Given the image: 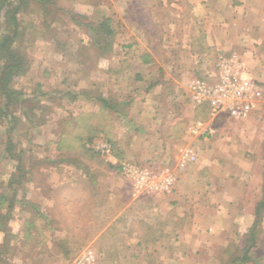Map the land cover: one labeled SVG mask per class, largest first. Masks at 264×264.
Instances as JSON below:
<instances>
[{"label": "crops", "instance_id": "0c3cea01", "mask_svg": "<svg viewBox=\"0 0 264 264\" xmlns=\"http://www.w3.org/2000/svg\"><path fill=\"white\" fill-rule=\"evenodd\" d=\"M82 1L69 0L64 5L89 17L88 24L110 22L113 65H100L99 60L95 66L83 65L87 71L93 68V74L107 75L109 82L94 80L79 86L73 104L90 105L83 113L94 116L97 123L106 120L102 115L113 108L108 116L113 115V131L122 133L126 153L141 155L143 164L176 169L181 149L186 147L195 151L197 159L176 170L172 194L135 195L129 178L119 179L110 163H95L113 177V190L103 192L102 183L95 185L94 178L81 176L78 169L75 176L69 163L62 164L58 176L53 163L24 162L22 155L35 153L32 146L18 149L17 157L8 156L12 150L7 149V154L0 153V164L5 163L0 170L4 181H0V223L4 218L9 222L0 225V241L4 236L16 237L5 245L15 250L14 257L20 252L14 263L44 264L51 251L58 249L57 242L68 251L95 248L94 244L107 240L113 264H264V95L247 117L237 119L221 112L214 120L217 131L197 136L191 133L197 123L213 118L209 102L196 103L188 93L192 79L216 81L218 58L233 54L242 61L245 75L264 89V0H185L193 15L203 16L198 22L162 12L176 10L181 1L159 0L156 9L144 0ZM36 24L34 19L28 25ZM119 50L127 59L120 67L115 61ZM48 69L45 73L55 72ZM132 76L144 85L134 86ZM61 88L66 92L70 87ZM44 92L45 104L50 105L55 87ZM101 106L107 109L99 116ZM127 122L131 126L120 130L117 123ZM131 133L139 135L142 148L133 146ZM151 140L156 148L151 147ZM35 216L39 220L32 222L28 233L26 223ZM91 217L103 222L99 227L87 224L85 220ZM87 234V245H74L84 241L79 235ZM122 250L131 251L128 262H123ZM37 251L46 252L47 257L37 261Z\"/></svg>", "mask_w": 264, "mask_h": 264}, {"label": "rangeland", "instance_id": "374dc122", "mask_svg": "<svg viewBox=\"0 0 264 264\" xmlns=\"http://www.w3.org/2000/svg\"><path fill=\"white\" fill-rule=\"evenodd\" d=\"M151 1L153 2V7L156 9L159 0ZM170 1H181L182 5L179 7L176 5V10H173V8H168L167 10L162 11L164 14H166V16L170 15V17L179 18L180 20L182 19L184 21L185 19L189 18H193L196 20V22H198L197 20H203V16L201 18L200 15L195 16L191 13L189 10L190 6L185 0V2H182V0ZM71 2H69V0H51L47 2H41L40 0H30L27 5H23V10L17 14L20 23L19 37L16 39L15 43H18V45L21 46L20 48H22L26 53L28 68L25 74L16 76L12 81L13 88L21 92L19 95L21 100H19V104L17 106L12 105L7 108L5 104L7 100L1 97V101L3 102L1 106L4 109H9V116L5 117L3 121H0V153L7 154V149L11 148L9 150H12V152H10L8 156L12 154L17 157L18 149L21 147L32 146L35 148V150H33L35 153L33 155H29V153L26 154V156L22 155L24 162L31 160L36 161L39 159L37 162H35L39 163V165L45 162L53 163V171L55 174L58 173V176L62 174L60 172L62 164L69 163L70 167L73 169V171H75L73 173L75 176L78 175L76 173L78 169L81 171V174L79 173L81 176L86 174V177L90 176L91 178H94L97 181L95 185L102 183L103 187L100 189V191L111 192L113 190V177H111L107 170L103 169L102 167L97 168V166H95L97 164L95 163H110L113 166L110 167L116 170L117 177L120 179V176L123 177L120 165L124 161H134L136 163H141L140 159H142L140 158L141 155H131L130 153H126V149L123 148V145H125V139H122V133L119 131H113V115L111 118L108 117L110 116V113H113V108L108 115H102V110L107 109V107L101 106L99 109V116L102 115L103 117H107L106 120H101V123L105 126L104 128L106 130L103 129V132L101 131L102 134L99 135V138L94 139L89 145L94 149V151L98 153V158L90 160V158L86 155H78L76 151L77 148H72L71 144V149L69 150L74 151V154L72 155L67 151L62 152L58 146V141L61 137V134L64 131L72 130L74 127L69 122H74V117L78 116L81 111V113H83L84 109L88 110L91 107L90 105L87 106L85 104H73V101L77 100V98H74L73 93L75 95L78 94L79 89L77 90V88L79 86L86 87L85 85H89L94 80H107V82H109V79L106 78L107 75L93 74V68H90V70L87 71L89 68L84 69L83 65L95 66V60H99L100 65L103 66L113 65V31L109 36L106 35L104 28L101 27L103 23H105V27L112 30L113 28L111 29L110 22L104 20L105 22L103 21L101 26L88 24L89 17L83 15L77 10L73 11L70 7H67L68 5H64ZM63 6H66V8L69 9H64ZM43 8L45 13H43ZM33 18L37 20L36 26L28 25L32 23L34 20ZM7 20L8 17L1 18L0 33H10L13 30L7 23ZM50 20L54 21L56 25H53V23L51 24ZM194 23L195 22H192V25H194ZM189 24L190 23L186 25V28L188 29L191 27ZM52 35H55L56 37L59 35V40L52 38ZM124 45L128 44L125 43ZM165 45L169 49L168 44ZM154 47H156V45H154ZM152 49L155 55H160L159 50L154 48ZM120 50L116 54L117 57H115V61L118 60L120 63L118 64V67H120L119 65H123L122 61H127L126 58H123L125 57L124 51H126V49H123L124 51L122 54L120 53ZM132 59L134 61L133 57L131 60ZM4 62L5 60H0V67L2 64H4ZM135 66L136 65L134 64V67ZM49 67H52L53 70H55L53 74L50 72L45 73V69H48ZM79 68L81 69V71H79L80 74L77 73V69L80 70ZM134 73L135 70H133V75ZM99 76H101L100 79ZM132 78L134 80V86H137V88H140L141 85H144L143 82H141L142 84L138 82L134 76H132ZM80 79L81 81H79ZM38 84L40 85L39 87L37 86ZM42 86L45 87L44 91H46L47 88L51 89L52 87H55L56 93H52V96L55 98V100H51L50 105L45 104L46 97L35 98L36 95H39L41 92L45 93ZM61 87H70L69 90H67L70 95L65 96L64 93L67 91L65 92V90H62ZM121 93H125V90L121 91ZM137 98H139V96L135 99L138 101ZM135 111L137 110L135 109ZM14 117L16 118L12 119ZM92 119L93 122H99L95 121L96 119L94 116ZM99 119L101 118L99 117ZM117 124L120 130L122 129V126H131L129 125V122L124 125L121 123L120 125L119 123ZM117 124L116 127H118ZM130 136L132 137L131 139L133 146H136V148H142L143 144L141 145L142 140L139 138V135L137 133H131ZM139 139L141 142H139ZM148 140H150V138ZM98 143H108L110 150L106 154L101 153L97 149ZM119 143L120 146H117ZM152 143L155 142L152 140L150 141L151 147L156 148ZM51 149H53V151H50ZM134 150L135 149H133V151ZM117 151H120V153H116ZM167 158H169V156H167ZM106 167L107 166L104 168ZM4 169L5 163L0 164V170L3 171ZM48 171H50V167H48ZM57 175H54V177L57 178ZM36 178L39 179L41 176L36 175ZM45 178L49 177H47L45 174ZM1 180L3 181V173H0V181ZM129 180L134 186L133 181L131 179ZM2 187L4 186L2 185ZM75 187L78 188V186ZM76 188L75 192H77ZM7 192L9 195L13 194L10 193L13 192V190H7ZM96 192H98L97 189ZM156 194L158 193L153 195ZM153 195H143L142 197L149 198ZM95 211L98 212L96 209ZM85 221L90 225L95 223L96 227L100 226L98 223L103 222L100 219L98 220L92 217L87 218ZM5 222H9L8 219L4 218L1 220L2 224H5ZM137 226L144 228L142 223H138ZM79 237L84 238V241L82 242L79 240V242H75L74 245L77 246L79 244H88L90 237L89 234L85 236L79 235ZM109 237L113 243V233L109 232ZM15 239L16 237L9 235L4 236L3 241H0V264H8V262L9 264H15L14 262L16 257L18 258L20 256L19 252L17 253L19 256L15 255L14 257L13 252L15 250L7 249L5 247L7 243H11L15 241ZM110 242L104 240L94 244L95 248L87 247L82 250L69 249L68 251L64 249V245L57 242L56 245L58 249L51 251L44 264H77L76 260L79 256L91 252L94 254L95 259L93 262L88 264H113V249L109 247ZM43 253L46 252H42V254L38 251L36 252V256L39 257L37 258V261H40L41 258L45 259L47 257L46 254ZM130 253L131 251L122 250L121 256L123 257V262L129 261L131 256ZM33 264L40 263L35 262Z\"/></svg>", "mask_w": 264, "mask_h": 264}, {"label": "built area", "instance_id": "2783aa9c", "mask_svg": "<svg viewBox=\"0 0 264 264\" xmlns=\"http://www.w3.org/2000/svg\"><path fill=\"white\" fill-rule=\"evenodd\" d=\"M218 79L208 82L199 78L192 79L188 93L196 103L209 102L212 120L199 121L191 130L193 135H212L217 131L215 118L221 112L231 117L241 119L247 117L257 106L258 100L263 97L264 89L261 83L245 75L242 61L237 55L230 57L221 55L217 64ZM97 149L106 154L110 150L108 143H98ZM182 158L177 168L169 165L157 167L134 161H124L120 165L122 174L131 179L135 186V195L172 193L176 183V170L187 168L195 162L197 155L190 148L181 149ZM95 259L94 254L86 253L77 258V264H88Z\"/></svg>", "mask_w": 264, "mask_h": 264}, {"label": "trees", "instance_id": "16d2710c", "mask_svg": "<svg viewBox=\"0 0 264 264\" xmlns=\"http://www.w3.org/2000/svg\"><path fill=\"white\" fill-rule=\"evenodd\" d=\"M40 1L47 2L51 0ZM135 1L140 2V0ZM28 2H30V0H0V20L1 18L8 17L7 23L13 29L11 32L9 31L10 33H0V60H5L4 64L0 67V121H3L5 117L9 116V109H4L1 106L3 104L1 97L7 100L5 103L7 108L9 106H17L19 104V95L21 92L13 88L12 81L16 76L25 74L28 68L26 53L22 48H20L21 46L18 45V43H15L16 39L19 37L20 23L17 14L23 10V5H27ZM143 2L151 3V5H153L151 0H144ZM43 13H45L44 8ZM136 13L139 15V10H137ZM101 27L106 31V35L110 36L112 34V30L107 29L105 27V23H103ZM77 96V94L74 95V98ZM37 97H46V93L41 92L39 95H36L35 98ZM101 101L104 104L107 103L105 99L101 98ZM15 118L16 117L12 119ZM92 118L93 116L90 114L81 113L74 117V122H69L72 126H74L73 129L64 131L58 141V146L62 152L67 151L71 155L74 154V151L69 150L72 145V148H77V150H75L78 155H86L90 158V160L98 158V153L89 145L96 137L102 134L103 129H106L102 123L93 122ZM1 196L2 194H0V198ZM38 220L39 218L35 216L32 220L29 219L27 221L26 231L28 233L31 230L32 222H37ZM1 225L3 224L1 223ZM241 259L244 260L245 257H241Z\"/></svg>", "mask_w": 264, "mask_h": 264}]
</instances>
